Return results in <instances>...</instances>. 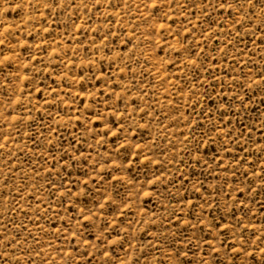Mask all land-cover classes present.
Segmentation results:
<instances>
[{"label": "rangeland", "instance_id": "1", "mask_svg": "<svg viewBox=\"0 0 264 264\" xmlns=\"http://www.w3.org/2000/svg\"><path fill=\"white\" fill-rule=\"evenodd\" d=\"M0 264H264V0H0Z\"/></svg>", "mask_w": 264, "mask_h": 264}]
</instances>
